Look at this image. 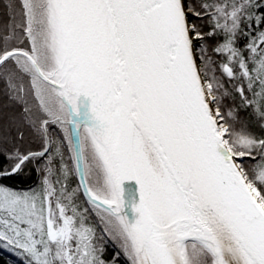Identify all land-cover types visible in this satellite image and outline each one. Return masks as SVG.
I'll use <instances>...</instances> for the list:
<instances>
[{
  "label": "snow or ice",
  "instance_id": "6c2138e0",
  "mask_svg": "<svg viewBox=\"0 0 264 264\" xmlns=\"http://www.w3.org/2000/svg\"><path fill=\"white\" fill-rule=\"evenodd\" d=\"M7 7L0 94L18 112L0 134V249L22 264H264V135L241 116L264 129V0ZM29 166L34 186L3 183Z\"/></svg>",
  "mask_w": 264,
  "mask_h": 264
},
{
  "label": "trees",
  "instance_id": "16d2710c",
  "mask_svg": "<svg viewBox=\"0 0 264 264\" xmlns=\"http://www.w3.org/2000/svg\"><path fill=\"white\" fill-rule=\"evenodd\" d=\"M9 3H15L18 5L19 1L11 2L10 0H0V28H2L8 22L9 10L7 5ZM241 43H244V41H241ZM7 105V98L0 94V134H6L9 117L12 114L18 112V107H9ZM241 116L243 122L246 123L253 132H255L257 135H264V129L260 127V121L253 117L251 110L246 113H241ZM29 146L36 147L37 145H30L28 143H25V147ZM248 163L251 164L252 162L249 161ZM39 179L40 177L37 175L35 170L31 166H29L23 176H13L4 180L3 183L16 188H29L34 186L39 181ZM75 183L76 181L74 178L73 184ZM117 250L118 249L116 248V246L109 242L107 245V251L105 253V259L110 260L113 256V253ZM0 264H22V261L11 252L0 249ZM116 264H129V261L126 259V257L123 256V254H121L119 259L116 261Z\"/></svg>",
  "mask_w": 264,
  "mask_h": 264
},
{
  "label": "water",
  "instance_id": "95a60500",
  "mask_svg": "<svg viewBox=\"0 0 264 264\" xmlns=\"http://www.w3.org/2000/svg\"><path fill=\"white\" fill-rule=\"evenodd\" d=\"M124 189H125L124 196L126 202H130L133 197H135L136 202H138L139 196H138V191H136V189H138V185L135 181H125Z\"/></svg>",
  "mask_w": 264,
  "mask_h": 264
},
{
  "label": "rangeland",
  "instance_id": "374dc122",
  "mask_svg": "<svg viewBox=\"0 0 264 264\" xmlns=\"http://www.w3.org/2000/svg\"><path fill=\"white\" fill-rule=\"evenodd\" d=\"M11 2H14V1H19V0H10Z\"/></svg>",
  "mask_w": 264,
  "mask_h": 264
}]
</instances>
